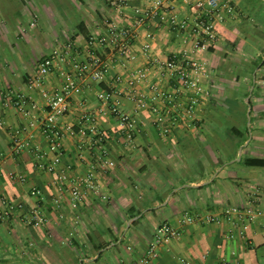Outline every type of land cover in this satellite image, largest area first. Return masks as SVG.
I'll return each instance as SVG.
<instances>
[{
    "label": "crops",
    "instance_id": "0c3cea01",
    "mask_svg": "<svg viewBox=\"0 0 264 264\" xmlns=\"http://www.w3.org/2000/svg\"><path fill=\"white\" fill-rule=\"evenodd\" d=\"M17 1L25 11L35 10L37 19L29 15L23 20L18 11L13 15L20 17L0 12V197L18 200L26 208L39 207L46 217L38 226L15 217L0 222V264H129L143 257L148 264H264V166L246 163L248 158H264V0H220L224 15L228 6L236 13L219 23L216 41L201 54L207 72L199 81L207 96L199 99L191 118L226 119L212 126L188 123L183 107L191 93H179L174 102H167L148 89L154 74L146 82L131 78L135 68L149 67L153 73L156 63L192 49L188 24L172 27L155 16L135 26L132 9L142 6L140 0H132L121 12L110 0ZM199 1L174 0L177 20L196 15ZM22 21L30 26L35 21V27L22 33ZM79 21L89 31L90 42L77 34ZM108 22L133 29L132 60L123 59L115 48L93 43ZM54 51L58 53L51 72L40 86H30L37 63ZM73 58L86 64L79 79L82 91L73 95L69 111L59 119L60 127L70 124L72 132L64 134L59 151H52L39 127H23L44 115L48 97L67 77L77 76ZM95 60L107 66L99 80L93 78ZM101 91L115 93L118 110L139 119L141 129L130 142L97 97ZM132 91L145 93L146 109L137 110L127 98ZM17 94L27 95L35 108L22 112L12 106L9 98ZM218 101L228 105L222 114L216 111ZM158 116L167 125L175 120L167 135L153 123ZM242 120L248 138L237 146L231 127L239 128ZM91 126L106 134L102 148L95 146ZM28 138L47 152L48 161L59 154L55 171L38 170L31 152L15 150L16 141ZM102 150L112 161L106 168L101 165ZM188 170L196 174L187 177ZM89 172L107 198L89 193L87 200L73 205L70 179ZM11 174L26 180L12 181ZM254 193L259 194L260 213L247 219L241 235L237 214L228 218L223 212L243 208ZM195 214L214 219L185 220ZM163 223L178 235L148 256Z\"/></svg>",
    "mask_w": 264,
    "mask_h": 264
},
{
    "label": "built area",
    "instance_id": "2783aa9c",
    "mask_svg": "<svg viewBox=\"0 0 264 264\" xmlns=\"http://www.w3.org/2000/svg\"><path fill=\"white\" fill-rule=\"evenodd\" d=\"M132 0H110L113 7L118 11L129 6ZM142 6L134 7L132 9L133 24L135 26L142 24L145 19L149 17L158 16L161 22H166L172 27L183 28L187 24L190 26L192 41L194 47L187 52H182L180 55H173L166 58L163 62L157 64L156 70L154 68L151 73L149 67H139L131 70V78L135 82H146L150 75L154 74L155 81H147L148 89L154 96L166 100L167 102H174L179 93H191L188 96L183 107L184 116L191 119L195 112V106L204 96H207V91L202 83L199 81V76L207 72L206 62L201 57V54L208 51L218 36V25L225 20L226 15L234 17L236 11L232 6L225 8L226 15L223 14V7L220 0H203L197 3L198 12L189 21L177 20L176 13L173 11L174 0H140ZM132 28H124L116 23H106L104 30L93 38V43L96 42L101 46H110L118 50L119 55L123 59L132 60L134 53L132 51ZM69 45V44H68ZM67 45V49L69 46ZM58 53L54 51L52 54L43 57L36 66L33 76L29 80L30 86H40L44 78L51 72L53 68L54 57ZM96 66L93 70V78L99 80L107 71V66L103 65L97 60L93 62ZM72 66L77 72L75 77H67L61 84L58 91L52 94L47 99L44 115L40 119H31L27 123V128L39 129L49 138L50 150L59 151L61 147V139L65 133L72 132V126L65 124L63 128L59 125V119L63 117L70 109L71 98L73 95L79 94L82 91V84L79 79L85 72L86 64H83L73 58ZM155 67V65H154ZM165 83L170 84L169 88H165ZM116 94L110 91L98 92L97 97L108 106V112L117 120L118 127L124 135L126 141L130 142L134 136L140 131L141 124L137 117L118 110L116 106ZM127 98L132 100L137 110H144L148 107V102L145 93L132 91L127 94ZM12 106L22 112H29L35 108V103L25 94H17L15 97L9 98ZM161 116L154 120L163 135L170 132V125L175 123V120H170L168 125L165 124ZM93 135V142L96 147L102 148L106 141V134L99 130L96 126H91L89 129ZM31 139H24L16 141L15 150L17 152L26 150L32 153L35 163L34 166L40 171L51 173L55 171L56 165L60 162L59 154H55L51 160H47V152L32 145ZM101 165L106 168L112 165V161L107 157L104 150L101 151ZM1 159L2 152L0 151V175H1ZM62 179V175L59 176ZM9 179L12 181L24 182L26 179L21 175L11 174ZM37 193L38 190H35ZM100 196L102 199L107 196L102 192L100 184L94 177L93 172L87 173L82 177H75L70 179L68 194L71 203L77 205L87 200L88 194ZM259 202V194L254 193L250 203L243 208L229 207L223 213L230 217L232 213L237 214L240 221L239 233L243 235L247 228V219L256 217L260 210L257 207ZM58 204L59 200L55 199ZM12 217L19 219L27 225L38 226L45 221V214L36 206L26 208L24 204L18 200L0 197V222H4ZM214 216L207 214L206 216L186 215V221H212ZM178 235L177 230L167 223H163L157 227L153 242L149 245L147 255H155V250L160 243L169 242L170 239ZM129 264H148L147 258H139ZM185 264H189L185 262Z\"/></svg>",
    "mask_w": 264,
    "mask_h": 264
},
{
    "label": "rangeland",
    "instance_id": "374dc122",
    "mask_svg": "<svg viewBox=\"0 0 264 264\" xmlns=\"http://www.w3.org/2000/svg\"><path fill=\"white\" fill-rule=\"evenodd\" d=\"M17 0H0V12H2V13H6L8 16H13V17H15V16H17V17H20V16H22V19L24 20V16H27V19H28V16L29 15H31L32 16V18H34L35 17V19H37V15H36V11L35 10H30V9H28V11H25V10H23L22 8V6H20V3L17 1ZM253 1H255V0H253ZM33 3V0H30L29 1V4L31 5ZM33 5H34V3H33ZM28 6V5H27ZM28 8H30V7H28ZM263 8V7H262ZM21 10H23L24 11V13H23V11H21ZM263 10V17H264V8L262 9ZM16 11H18L19 13H20V16L18 15V14H15V15H13V13H16ZM17 12V13H18ZM23 14V15H22ZM26 14V15H25ZM33 22V25H31L33 28L35 27L34 25H35V21H32ZM22 23L24 24L23 26L24 27H22L21 29H20V31H22V33H24L25 32V30L26 29H28V28H31V26L29 25V22H27V24L25 23V22H23L22 21ZM19 31V32H20ZM22 33H20V34H22ZM250 40V39H249ZM251 41V40H250ZM253 45V44H252ZM214 90H212V92H213ZM215 93V92H214ZM221 94L223 95V92H221ZM220 94V95H221ZM205 98H206V96H205ZM208 98H209V96H208ZM219 99V98H218ZM215 104L218 106V107H216V111L217 110H221L220 112L218 111V113H220V114H222L223 113V109L225 108H227L228 107V105L226 104V103H224V102H222V101H218V102H215ZM243 104V103H242ZM243 110H246V108L244 107L243 108ZM211 115V114H210ZM209 115L207 116V118H206V120H199V119H196V118H193V119H189L188 120V123L190 124V125H193V126H212V125H216V123L217 122H219V123H226V119H225V122L223 121L224 119L222 118L221 120L222 121H219L217 118H215L214 119V121H213V119H211L210 121H208L209 120ZM244 126L245 125H241V126H239V128L240 129H243L244 128ZM196 171V170H195ZM194 174H196L193 170H188V171H186V175L185 176H194ZM192 178V177H191Z\"/></svg>",
    "mask_w": 264,
    "mask_h": 264
},
{
    "label": "trees",
    "instance_id": "16d2710c",
    "mask_svg": "<svg viewBox=\"0 0 264 264\" xmlns=\"http://www.w3.org/2000/svg\"><path fill=\"white\" fill-rule=\"evenodd\" d=\"M75 29L77 31V34H81L87 42H90L91 37L89 31L87 30L83 21H79L78 23H76ZM248 104L250 105V102H248ZM241 125H245V120H242ZM231 128V135L237 138L235 141L237 146L243 144V142L248 138L247 126H244L243 130L239 129L236 126H232ZM246 163L252 166H264V158H248L246 160Z\"/></svg>",
    "mask_w": 264,
    "mask_h": 264
}]
</instances>
